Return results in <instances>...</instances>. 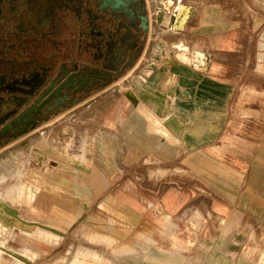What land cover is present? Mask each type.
I'll use <instances>...</instances> for the list:
<instances>
[{"label": "rangeland", "instance_id": "obj_1", "mask_svg": "<svg viewBox=\"0 0 264 264\" xmlns=\"http://www.w3.org/2000/svg\"><path fill=\"white\" fill-rule=\"evenodd\" d=\"M55 1L49 0V5L43 8L40 0H0V62H5L8 84L13 80H25L15 79L16 73L19 77L27 74L29 78L34 67L49 66L48 60H52L50 66L56 68L53 77L48 74L47 84L50 79H56V84H60L75 71V63L79 65V75L86 76L83 88L75 89L81 85V79H73L62 89L60 97L54 98L55 109L45 122L22 137H12L9 143L0 147V161L17 155L15 162L19 168L15 171L20 172L17 174L11 168V173L8 172L11 176H6L0 190L12 202L21 204V215L29 219H36L35 213H39L34 201V191L39 187L30 182V175L36 176L41 170L36 164L41 142L50 145L64 140L65 145L75 146V149L81 146L83 154L85 150L92 154L94 151L92 147H86L88 142L84 138L99 139L100 111L105 110L111 100L115 102L122 98L133 103L128 96L131 93L153 129L168 136L172 143L183 144L188 136L184 134L181 139L163 131L158 118L133 91L132 84L145 72L162 76V72H151L148 66L155 44L163 38L179 52L182 49L175 45L177 43L207 48L194 44L185 31L182 34V31L169 30L166 22L170 13L164 12L162 23L158 20L159 7L163 6L164 0H139L136 3L149 16V29L139 27L135 20L125 32L115 26L106 35L92 33L93 28H100L96 19L101 10L91 0H61L59 9L54 6ZM166 1L176 4L181 0ZM218 1L222 18V0ZM229 7L231 22L236 28L231 39L238 41V47L233 49L235 99L226 102L223 110L225 116L229 112L230 117L226 116L219 133L206 136L203 148L192 150L191 144L189 152L177 153L171 147L167 158L175 167L157 170L162 177L160 184L152 189L145 186L140 189L143 194L148 189L147 195L151 199L157 194L148 209L149 222L131 236V242L125 247L106 235L108 229L100 227L94 220L72 224L70 229L76 230L70 233L76 235L61 238L47 235L48 232L41 229L32 233L16 231L7 239V246L24 253L30 262L17 261L6 254L2 259L4 264H180L179 261L182 264H264V0H229ZM238 32L243 36L239 37ZM127 40H131L129 44ZM124 46L128 49L124 50ZM240 58L244 61V69ZM62 62L66 67L61 73ZM217 65H213L214 69ZM172 68L176 74L179 71L187 74L186 80L181 81L187 82L185 86L189 88L191 81L187 79H192L188 75L193 74L194 67L187 64ZM98 71L102 72L101 76H97ZM215 72L209 70L206 75ZM204 73L203 70L202 77ZM44 86H37L30 97L26 95L25 104H32ZM185 86L181 84L182 88ZM4 93L11 99L21 98L20 91ZM64 96L70 98L64 99ZM24 108V105L16 108L3 126L13 121ZM18 126L19 123H15L6 133L11 134ZM43 161L48 164L50 159ZM133 189L128 188L136 194ZM193 208H205L207 214L199 212L187 217L185 210ZM85 230L91 235L87 233V237H83ZM98 230H103L105 235L98 234ZM143 245L148 247L150 256L158 255L162 260L151 257L145 261L140 256Z\"/></svg>", "mask_w": 264, "mask_h": 264}, {"label": "crops", "instance_id": "obj_2", "mask_svg": "<svg viewBox=\"0 0 264 264\" xmlns=\"http://www.w3.org/2000/svg\"><path fill=\"white\" fill-rule=\"evenodd\" d=\"M166 2L169 3V1ZM170 4L171 12L164 10L168 14L173 13L177 8H183L187 13L181 24L174 25L172 30L182 31V34L185 31L189 35L188 38L193 39L194 44L207 46V48L205 50L201 47L197 49L194 46L180 44L183 48L188 47L204 55L206 63L201 64L196 61L200 65H192L194 71L193 74L188 75L192 76V79H187V81H191L190 87L187 88L185 86L187 82L184 84L182 82L185 81H181V79L186 80L187 74L179 70L176 74L172 66L185 67L188 63L179 60L176 65L167 64L166 70L157 69V64L160 62V56L155 53L157 46L164 45L166 49L172 48V56L179 52L175 46L168 44V39L163 38V41L155 44L148 66L151 72H162V76L156 77L150 75L149 72L144 74L147 82L152 84L147 85L148 90H154L163 96L161 98L163 108L152 107L150 102L144 100L138 93L137 86L132 84V87L145 107L158 118L163 131L181 139L185 137L184 134L188 136L187 140L183 141V144L186 145L174 144L169 141L168 136L159 134L153 129L150 120L141 112L138 101L132 103L121 98L115 102L111 100L105 110L101 109L99 139L91 140L90 136H85L84 140L88 142L86 147H92L94 151L92 154L89 153V150H85L83 154L81 146L80 149H75V146L65 145L64 140H57L56 144H50L62 152L78 157L89 167V172L80 171L76 166L65 161L38 152L36 164L41 170L36 176L53 190L39 187L35 192V207L39 209V213H35V218L41 223L62 230L64 235L61 237L76 235L70 233L76 230L70 229L72 224L94 220L100 223V227L108 229L106 235H110L119 241V245L123 244L125 247L131 242V236H134L149 222L148 209L150 204L157 199V194L154 195V199L147 195L148 189H146V194H143L140 190L141 187L152 189L162 181L157 170L175 167L168 160L167 153L172 151L173 147L177 153L189 152L191 144L192 150L203 148L206 136L210 133H219L220 128L226 122V116L230 114L228 112L225 116L223 110L226 102L235 99L233 49L238 47V41L231 39L232 32L236 28L231 22L229 0H227V4L226 0H222V18L219 16L218 0H216V4L215 0H185L184 3L181 0L179 3L172 4L170 2ZM173 5L174 9L172 10ZM163 7L164 3L159 8L163 10ZM169 19L170 14L166 22L168 29ZM237 35L240 37L243 36V33L238 32ZM150 44L152 43L150 42ZM239 61L242 64L241 68L244 69L243 59L240 58ZM215 63L219 65L214 69ZM203 70L205 76L202 77ZM209 70H216V72L206 75ZM223 71H225L224 75ZM167 74L169 82L164 84L163 80ZM243 76L244 73L241 77L243 78ZM140 77V75L137 76V79ZM181 84L185 87L182 88ZM128 94L133 98L131 93ZM185 109V113L181 112ZM40 147L41 144L38 148ZM168 149L170 150L168 151ZM46 158L50 159L48 164L43 161ZM188 166L190 167V165ZM129 187L135 188L133 192L136 194L129 192ZM262 202L264 207V199ZM97 205L103 206L101 209H96ZM146 205L147 207H145ZM199 212L207 214L205 208H193L186 209L185 215L191 217ZM85 226L89 225L85 223ZM102 231L96 232L101 236L105 235ZM84 232L83 237H87V233H90L87 230ZM147 250L148 247L145 245L140 249V256L142 255L145 261L151 257L162 260L158 255L155 258L153 255L150 256ZM179 262L182 264L181 261Z\"/></svg>", "mask_w": 264, "mask_h": 264}, {"label": "bare ground", "instance_id": "obj_3", "mask_svg": "<svg viewBox=\"0 0 264 264\" xmlns=\"http://www.w3.org/2000/svg\"><path fill=\"white\" fill-rule=\"evenodd\" d=\"M170 2L171 1H169V3L166 1L163 2L164 3V7H163L164 9L163 10L160 9L159 14H158V20L160 22L162 21V19L164 17V12H165L164 10L170 11V6H171ZM173 7H174V5L171 7L172 10L174 9ZM186 14H187L186 10L183 8H177V9H175V11L173 13H170V19H169V23H168L169 30L174 28V25H176V24L180 25L181 21L183 20V18L185 17ZM165 16H166V14H165ZM167 20H168V17H167ZM177 45L180 46V48L182 49V52L181 51L178 52L177 55H175V56H172V53H173L172 48L166 49V48H164V45H159L156 47L155 53H157L160 56V60H159L160 62L157 64V69L166 70L167 64L172 63V64L176 65V64H178L179 60H181L182 62H186L188 64L190 63L191 65H196V66L200 65L196 61L201 62V64L206 63V57L204 58V55L200 54L197 51H193L188 47L183 48L182 44H177ZM161 62H162V64H160ZM165 76L166 77L163 80L164 84L169 82L168 81L169 75L167 74ZM135 82L136 83L134 86H137L138 93L141 95V97L144 100L149 101L150 104L152 105V107H156L157 109L163 108V100L161 99V98H163V96H161L158 92L156 93L154 90L153 91L148 90L147 85H152V84H149V82H147L145 75L136 79ZM38 150H40L39 152H41L43 154H47V155H49V157H52L54 159H57V160H60L63 162L65 161V162H67L73 166H76L77 168L80 167L81 169H87V171L89 170V167L85 163H83V161L81 162L78 157L67 154V152L66 153L62 152V151L58 150L57 147L50 146L45 141L41 142V148H39ZM16 159H17V155H11L9 159H7L5 161H0V187L2 186L6 176L9 175V173H11V172H9L11 170V168H14L13 169L14 172L17 173V171H15L16 170L15 168L18 169L19 166H17V164L15 162ZM16 173H12V174H16ZM18 173H20V172H18ZM9 176H11V175H9ZM20 182H23V181H20ZM30 182L33 185H35L37 187H42L45 190H50V191L53 190L50 186H48L45 182H43L37 176L30 175ZM7 189L8 188H6L5 190L7 191ZM23 189L25 191V188H23ZM30 190H31V188H30ZM3 191H4V189H3ZM14 191H18V190H14ZM34 192H36V191H34ZM4 193H5V191H4ZM9 193H10V189H9ZM19 193L20 192H17V194H19ZM25 194H26V192H25ZM20 195H21V193H20ZM11 196H13V195L11 194ZM15 196L16 195L14 194V197ZM20 206H21V204H19V203L15 204V202L11 201V198L9 196H7L6 194H3V192L0 190V264H4L2 262V259L4 258V255H6V254L14 257L17 261H22L24 263L30 262V259L24 253H21L17 249L15 250L14 248L7 246V241H8L7 239H10L11 237H13L14 233H16V231H21L24 233L25 232L26 233H32L36 229H41V230L47 231L48 232L47 235H49V233L55 237H61L62 235H64L62 230L56 229V228L49 226L45 223H41L36 219H29V218L24 217L23 215H21L23 210ZM44 235H45V233H44ZM42 237H43V234H42ZM44 237H46V236H44ZM50 238H51V236H50ZM45 239H47V237ZM45 241H47V240H45ZM55 242H56V240H55Z\"/></svg>", "mask_w": 264, "mask_h": 264}, {"label": "flooded vegetation", "instance_id": "obj_4", "mask_svg": "<svg viewBox=\"0 0 264 264\" xmlns=\"http://www.w3.org/2000/svg\"><path fill=\"white\" fill-rule=\"evenodd\" d=\"M92 3L95 5H98V9L101 10L99 12L96 22H98L100 28L99 30H96L95 28L92 29L93 34H101L106 35L110 31H112L115 26L119 28V30H124V32L127 29H130L134 23L135 20L139 22V27H142L144 30L149 29V16L146 15V12L144 10L139 9L137 6V2L139 0H91ZM145 17V18H144ZM123 19L121 22L120 20ZM144 24L146 28L144 27ZM104 28V29H103ZM128 44L131 40H127ZM124 50L128 49L127 46L123 47ZM56 62V61H55ZM46 63L49 64V66H40V67H34L35 70H33L30 75L27 78V74L19 75L16 73L14 78L16 79H23L25 80H13L11 84H8L6 82L7 73L4 71L5 62H0V71L4 72L0 74V127L6 123V121H9L12 114H14L16 108H19L21 105H24V109L29 107L33 104H41L43 105L40 107V111L38 113L31 112L29 116L32 119H28L26 122H18L19 126L18 129L14 128L12 129L13 132L11 134L3 132L0 134V147L2 145H5V143H9V140L14 138L22 137L24 134L28 133L29 131L35 129L38 125L45 122L48 119V114L52 112L55 109V102L54 97L51 96V93L54 91V88L57 86L56 79H50V81L47 83L46 80H48V74L49 76L53 77L54 69L56 67L50 66L52 65V60L46 61ZM77 65L76 63L74 64ZM60 72L62 73L65 71L66 63L62 62L60 65ZM41 68V70H39ZM78 68L75 67V70H78ZM43 70V71H42ZM18 72V71H17ZM100 71L96 72L97 76H101ZM21 74V73H20ZM83 77H86L83 75ZM73 79H81V78H73ZM73 79L71 81H73ZM55 81L56 86L54 87V84L51 86V83ZM71 81L69 82L71 84ZM45 84L43 91L36 97L32 102H29V104H25L26 97H30L31 95L35 94L36 87ZM69 84V85H70ZM81 85H77L75 89L83 88V86L86 84L84 83V80L79 82ZM63 88H66L64 86ZM20 91L21 98L25 97V99L21 100L20 97L16 96L15 99H11L9 96L5 95L4 92L7 91ZM27 95V96H26ZM64 99H69L70 97L64 96ZM41 99V100H40ZM20 101H23L24 103H21ZM39 102V103H38ZM13 103V104H12ZM12 104V106H11ZM28 105V106H27ZM18 111V109H17ZM23 112V111H22ZM4 127V126H3ZM22 127H26L27 131H24ZM15 134V135H13Z\"/></svg>", "mask_w": 264, "mask_h": 264}, {"label": "water", "instance_id": "obj_5", "mask_svg": "<svg viewBox=\"0 0 264 264\" xmlns=\"http://www.w3.org/2000/svg\"><path fill=\"white\" fill-rule=\"evenodd\" d=\"M145 18V17H144ZM144 27L146 28L145 24ZM76 68H78V65L75 66ZM73 78H81L82 80H85V77L79 75V72L77 70L73 71L67 78H65L60 84H58L56 86L55 81H53L51 83V86L54 84V91L51 93V96L54 98H59L60 94L62 92V89L64 86H69V82L73 79ZM131 98V97H130ZM134 102L138 101L137 99L131 98ZM41 100V99H40ZM39 103V102H38ZM43 105V103L41 104H33L30 105L29 107H27L26 109L23 110V112L21 114H19L13 121L7 123V125H5L1 130H0V134L3 132H6L7 130L11 129L15 123L18 122H26L28 119H32L29 114L31 112H41L40 111V107ZM24 131H27L26 127H22ZM15 135V134H13ZM77 168V167H76ZM78 169H80V171H84V172H89L87 171V169H81L80 167H78Z\"/></svg>", "mask_w": 264, "mask_h": 264}, {"label": "trees", "instance_id": "obj_6", "mask_svg": "<svg viewBox=\"0 0 264 264\" xmlns=\"http://www.w3.org/2000/svg\"><path fill=\"white\" fill-rule=\"evenodd\" d=\"M40 2H41V6L44 8L48 3L47 2H49V0L47 1V0H40ZM61 0H60V2L57 0V1H55V3H54V6L56 7V8H58L59 6H60V4H61ZM35 4V3H34ZM49 5V4H48ZM59 9V8H58Z\"/></svg>", "mask_w": 264, "mask_h": 264}]
</instances>
